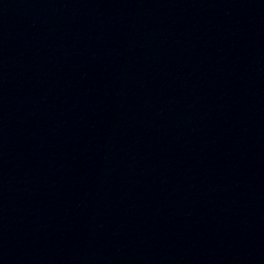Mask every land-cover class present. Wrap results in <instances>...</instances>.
<instances>
[{
    "label": "water",
    "instance_id": "95a60500",
    "mask_svg": "<svg viewBox=\"0 0 264 264\" xmlns=\"http://www.w3.org/2000/svg\"><path fill=\"white\" fill-rule=\"evenodd\" d=\"M0 214L91 264H264V0H0Z\"/></svg>",
    "mask_w": 264,
    "mask_h": 264
}]
</instances>
